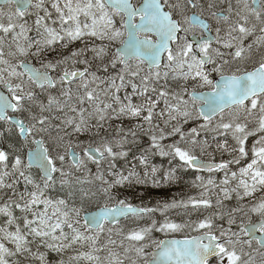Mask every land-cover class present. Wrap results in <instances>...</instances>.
Instances as JSON below:
<instances>
[{
  "label": "snow or ice",
  "instance_id": "obj_1",
  "mask_svg": "<svg viewBox=\"0 0 264 264\" xmlns=\"http://www.w3.org/2000/svg\"><path fill=\"white\" fill-rule=\"evenodd\" d=\"M153 155L196 195L123 196ZM0 220V264H264V0H0Z\"/></svg>",
  "mask_w": 264,
  "mask_h": 264
},
{
  "label": "trees",
  "instance_id": "obj_2",
  "mask_svg": "<svg viewBox=\"0 0 264 264\" xmlns=\"http://www.w3.org/2000/svg\"><path fill=\"white\" fill-rule=\"evenodd\" d=\"M77 45L79 44L77 43ZM81 139L87 142L89 138L87 136H83L81 137ZM170 142H172V138H168L165 141V143H170ZM147 146H148V138L144 136L139 137L138 143L136 145L130 146L131 151L129 155L125 159H121L117 161V170L126 171L130 169L133 164H135L137 166L136 171L140 174L141 177H143V173L145 169L143 168V166L139 165L138 159H134V157H138L141 154L142 149L147 148ZM175 163L176 162H174V164ZM156 164L158 168L161 169V171L159 172V176L157 178L161 181L159 186L153 185L151 180H149L147 183L144 184L133 183L130 186L121 189V194L123 196H128L134 204L137 205L144 204L147 206H155L157 202L163 203L166 201H170L173 198L180 199L193 194L192 189H190L191 188L190 181L194 178V176L191 172L189 179H187L188 177L187 174H185L182 171H178V175L181 177V179H179L175 183H164L161 178L163 176V171L168 169L170 166L169 158H163L158 155L150 156L149 167L151 165L156 166ZM90 166H95V165H90ZM173 212L174 214H177L176 210H172V212L170 211V213ZM17 214L19 213L17 212ZM156 218L162 219V217H160L158 213L156 215ZM0 222H2V220H0ZM190 234L191 233H188V235ZM58 258L59 257H57L55 253H50L48 257L50 264H55V261ZM66 258L67 257L65 256V259ZM21 264H24V262L22 261Z\"/></svg>",
  "mask_w": 264,
  "mask_h": 264
},
{
  "label": "rangeland",
  "instance_id": "obj_3",
  "mask_svg": "<svg viewBox=\"0 0 264 264\" xmlns=\"http://www.w3.org/2000/svg\"><path fill=\"white\" fill-rule=\"evenodd\" d=\"M115 123V122H114ZM92 169H93V171H95V166H90ZM125 172V174H127V170L126 171H124ZM190 189H192V191H193V194L192 195H196V190L195 189H193L192 187L190 188ZM171 217L173 218V219H177V220H180V219H182L183 217L182 216H178L177 214H174V213H171ZM193 219H195L196 218V216H193L192 217ZM130 221V220H129ZM122 225H125L126 227H131V226H133L132 224L133 223H126V221H124V222H122L121 223ZM163 235H165L164 233H162ZM154 234H153V238H154ZM214 263L213 264H215V261H213Z\"/></svg>",
  "mask_w": 264,
  "mask_h": 264
},
{
  "label": "flooded vegetation",
  "instance_id": "obj_4",
  "mask_svg": "<svg viewBox=\"0 0 264 264\" xmlns=\"http://www.w3.org/2000/svg\"><path fill=\"white\" fill-rule=\"evenodd\" d=\"M129 91H130V89H129ZM124 123H125V121H124ZM125 125H128V124L125 123ZM250 143H251V140L249 141V146H250ZM205 175H207V174H205Z\"/></svg>",
  "mask_w": 264,
  "mask_h": 264
},
{
  "label": "water",
  "instance_id": "obj_5",
  "mask_svg": "<svg viewBox=\"0 0 264 264\" xmlns=\"http://www.w3.org/2000/svg\"><path fill=\"white\" fill-rule=\"evenodd\" d=\"M95 210V209H94ZM85 215H87V213H85ZM163 239H168V238H163ZM178 239H183V238H178Z\"/></svg>",
  "mask_w": 264,
  "mask_h": 264
}]
</instances>
